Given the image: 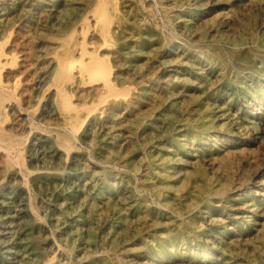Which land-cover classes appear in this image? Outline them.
<instances>
[{"label": "rangeland", "instance_id": "1", "mask_svg": "<svg viewBox=\"0 0 264 264\" xmlns=\"http://www.w3.org/2000/svg\"><path fill=\"white\" fill-rule=\"evenodd\" d=\"M0 45V264H264V0H0Z\"/></svg>", "mask_w": 264, "mask_h": 264}, {"label": "bare ground", "instance_id": "2", "mask_svg": "<svg viewBox=\"0 0 264 264\" xmlns=\"http://www.w3.org/2000/svg\"><path fill=\"white\" fill-rule=\"evenodd\" d=\"M140 2V1H139ZM142 2V1H141ZM142 4V3H141ZM165 4V3H164ZM139 5V4H138ZM143 5V4H142ZM155 5H157V4H155ZM154 5V6H155ZM130 6V5H129ZM105 6H101L99 9H102V10H104L103 8H104ZM98 8V7H97ZM98 9V10H99ZM144 10L146 9V8H143ZM142 9V10H143ZM156 9H158V8H156ZM155 9V10H156ZM160 9V8H159ZM146 11V10H145ZM143 12V11H142ZM158 12H160V10L158 11ZM167 12V11H166ZM5 13V12H4ZM137 13V12H136ZM101 14H102V12H101ZM142 14V13H141ZM164 15V14H163ZM6 16V15H5ZM166 17V16H165ZM172 17V16H171ZM168 18V17H167ZM171 19V18H170ZM163 21V20H162ZM167 21V20H166ZM103 25L101 26V29H100V36H102V39L104 40V43H103V45L105 46V45H111V43H112V41H113V33H112V29H111V25H108L109 23L107 22V20H103ZM10 25V24H9ZM151 25V24H150ZM170 25H172V24H170ZM15 26H17V25H15ZM85 27V26H84ZM168 27V26H167ZM146 28V27H145ZM166 28V27H165ZM12 29H14L13 27H12ZM115 29V28H114ZM149 29V28H148ZM147 29V30H148ZM168 30V29H167ZM19 31H21V30H19ZM14 31L12 30V33H13ZM153 32V31H152ZM96 33V32H95ZM16 34V33H15ZM155 34V33H154ZM158 34V33H157ZM160 34V33H159ZM170 34V33H169ZM18 35V34H17ZM157 36H159V35H157ZM20 37V36H19ZM7 38V37H6ZM13 38V37H12ZM18 38V37H17ZM23 38V37H22ZM10 39V38H9ZM16 40V39H15ZM20 40V39H19ZM117 41V40H116ZM257 41V40H256ZM4 42H6V41H3L2 43H4ZM14 42V41H13ZM19 42V41H18ZM23 42V41H22ZM167 42V41H166ZM247 42V41H246ZM255 42V41H254ZM10 43V42H9ZM100 43V42H99ZM241 43V42H240ZM7 44V43H6ZM15 44H17V43H15ZM19 44H21V43H19ZM77 44V43H76ZM91 44V43H90ZM243 44V43H242ZM247 44V43H246ZM252 44V43H251ZM255 44V43H254ZM7 45H9V44H7ZM22 45V44H21ZM255 45H257V44H255ZM128 46V45H127ZM252 46V45H251ZM254 46V45H253ZM259 46V45H258ZM7 47V46H6ZM18 47V46H17ZM16 47V48H17ZM20 47V46H19ZM66 47V46H65ZM64 47V48H65ZM72 47V46H71ZM78 51L82 54V58L83 57H85V56H88L87 57V61L85 62V61H83L82 62V67H83V69L85 70V71H87L88 72V74L90 75H94V76H99V78L100 79H103V81H105V85L107 86V88H108V90H109V92L111 93V95H117L118 93H116V92H114L113 93V91H112V89H113V82H112V79H111V70L109 69V67H108V65H107V63H106V61L105 60H103V58L102 59H100L96 54H93V53H91L90 52V48L88 49V47L86 46V44L85 43H80V44H78ZM15 48V49H16ZM235 48H237V47H235ZM239 48V47H238ZM3 48H2V46L0 45V52L1 51H3L2 50ZM125 49V48H124ZM130 49V48H129ZM133 49V48H132ZM219 49V48H218ZM223 49V48H222ZM264 49V48H263ZM64 50V49H63ZM62 50V51H63ZM234 50V49H233ZM237 50V49H236ZM254 50V49H253ZM258 50V49H257ZM256 50V51H257ZM263 51V50H262ZM4 52V51H3ZM3 52H2V55H3ZM13 52V51H12ZM22 52V51H21ZM20 52V53H21ZM254 52V51H253ZM259 52V51H258ZM257 52V53H258ZM213 53V52H212ZM224 53V52H223ZM256 53V52H255ZM1 54V53H0ZM4 54H7V53H4ZM14 54H16L15 52H14ZM225 54V53H224ZM223 54V55H224ZM7 55H9V54H7ZM21 55V54H20ZM78 55V54H77ZM116 55V54H115ZM12 56H15V55H12ZM217 56V55H216ZM224 56H226V55H224ZM7 57H9V56H7ZM18 57V56H17ZM17 57L16 58H14V59H17ZM21 57L22 56H20L19 58H20V60H21ZM256 57V56H255ZM229 58V57H228ZM24 59V58H23ZM57 59V58H56ZM19 60V59H18ZM230 60V59H229ZM1 61V60H0ZM15 61V60H14ZM56 61V60H55ZM227 61H228V59H227ZM232 61V60H231ZM25 62V61H24ZM24 62H22V63H24ZM50 62V61H49ZM108 62V61H107ZM15 63V62H14ZM81 64V63H80ZM138 64V63H137ZM10 65V64H9ZM9 65H7V66H9ZM16 65H17V63H16ZM21 65V64H20ZM28 66V65H27ZM75 66H76V63L73 61V62H70V63H66V64H62L61 66H60V68H59V71H58V73H57V79L59 80V82H61V83H64V82H69L70 80H73L74 79V76H73V69L75 68ZM11 67V66H10ZM19 67V66H18ZM213 67V66H212ZM24 68H26V66L24 67ZM132 68V67H131ZM203 68H205V67H203ZM215 68V67H214ZM12 69V68H11ZM14 69H15V66H14ZM21 69V68H20ZM27 69V68H26ZM10 70V69H9ZM216 70V69H215ZM207 71H208V69H207ZM12 72V71H11ZM14 72V71H13ZM19 72V71H18ZM26 72V71H25ZM140 72V71H139ZM6 73V72H5ZM22 73V72H21ZM24 75V74H23ZM9 76H10V74H9ZM12 76V75H11ZM10 76V77H11ZM22 76V75H21ZM25 76V75H24ZM222 76V75H221ZM13 77V76H12ZM16 77V76H15ZM27 77V76H26ZM77 77V76H76ZM19 78V77H18ZM23 78V77H22ZM46 78V77H45ZM132 78V77H131ZM222 78V77H221ZM217 79V78H216ZM134 80H135V78H134ZM28 81H29V79H28ZM33 81V80H32ZM48 81V80H47ZM96 81H97V79H96ZM16 82H17V80H16ZM23 82V81H22ZM25 82V81H24ZM52 83V82H51ZM18 84V83H17ZM54 84V83H53ZM55 86V85H54ZM102 86V85H101ZM25 87V86H24ZM146 87V86H145ZM14 88V87H13ZM43 88V87H42ZM50 88V87H49ZM18 89V88H17ZM134 89V88H133ZM11 90H12V88L9 90V88L3 83V81L0 79V149L1 148H3V150H5V152L7 153V155H8V157H10V155L12 156V154L15 152V151H17V147H16V145H15V142L12 140V139H14V138H11L10 137V135H11V133H9V131H7V122H5V120L7 119V114H6V109H7V107L10 105V106H13V105H15L16 103H14V100H17V95H16V93H13V92H11ZM15 90V89H14ZM13 90V91H14ZM17 91V90H16ZM25 91H26V89H25ZM24 94V93H23ZM63 94H65V93H63ZM75 94V93H74ZM215 94V93H214ZM27 96V95H26ZM30 96V95H29ZM137 97V96H136ZM142 97V96H141ZM205 97V96H204ZM259 98V97H258ZM120 99H123V98H120ZM141 99V98H140ZM25 100V99H24ZM129 100V99H128ZM8 101V103H5V102H7ZM26 101H27V99H26ZM47 101V100H46ZM133 101V100H132ZM138 101H140V100H138ZM143 102V101H142ZM211 102V101H210ZM77 103V102H76ZM208 103V102H207ZM251 104V103H250ZM263 104V103H262ZM18 105V104H17ZM16 105V106H17ZM20 105V104H19ZM77 105V104H76ZM129 105V104H128ZM256 105V104H255ZM22 106V105H21ZM120 106V105H119ZM121 106H122V104H121ZM131 106V105H130ZM251 106V105H250ZM19 107V106H18ZM20 108V107H19ZM41 108V107H40ZM21 109V108H20ZM131 109V108H130ZM14 111V110H13ZM26 111V110H25ZM127 111V110H126ZM133 111H134V108H133ZM136 111V110H135ZM19 112H20V110H19ZM112 112H113V110H112ZM120 112V111H119ZM138 112V111H137ZM23 113V112H22ZM28 113H29V111H28ZM30 113H31V111H30ZM121 113V112H120ZM11 114V113H10ZM93 114H95L96 115V113H93ZM105 114V113H104ZM117 114V113H116ZM125 114V113H124ZM21 115V114H20ZM19 115V116H20ZM34 115V114H33ZM106 115V114H105ZM115 115V114H114ZM120 115V114H119ZM134 115H136V113L134 114ZM10 117V116H9ZM22 117V116H21ZM129 117V116H128ZM132 117V116H131ZM155 117H156V115H155ZM34 118V117H33ZM37 118V117H36ZM59 118V117H58ZM108 118V117H107ZM80 119V115L79 114H77V115H75L73 118H71V122H72V125L74 126V127H76L77 126V122H78V120ZM110 119H111V117H110ZM115 119H117V118H115ZM21 120V119H20ZM108 120V119H107ZM106 120V121H107ZM161 120V119H160ZM48 121H49V119H48ZM54 121H56V120H54ZM53 121V122H54ZM59 121V120H58ZM87 121H89V120H87ZM33 122H35V121H33ZM62 122V121H61ZM20 123H22V122H20ZM87 123V122H86ZM117 123V122H116ZM148 123V122H147ZM153 123V122H152ZM162 123V122H161ZM30 124H31V122H30ZM34 124V123H33ZM36 124V123H35ZM41 124H42V122H41ZM57 124V123H56ZM28 125V124H27ZM53 125V124H52ZM52 125H50V128H51V126ZM58 125H60V124H58ZM96 125V124H95ZM10 126V125H9ZM25 126V125H24ZM35 126V125H34ZM37 126V125H36ZM49 126V125H48ZM119 126V125H118ZM118 126L116 127V128H118ZM144 126V125H143ZM147 126V125H146ZM29 127H30V125H29ZM31 127H32V125H31ZM63 127H65V126H63ZM140 127V126H139ZM169 127V126H168ZM115 128V127H114ZM122 128H124V127H122ZM129 128H131V127H129ZM136 128V127H135ZM144 128V127H143ZM42 129H44L45 130V128H42ZM76 129V128H75ZM90 129V128H89ZM105 129V128H104ZM119 129V128H118ZM142 129V128H141ZM162 129V128H161ZM13 130V129H12ZM11 130V131H12ZM24 130V129H23ZM28 130V129H27ZM50 130V129H49ZM49 130H48V132H49ZM53 130V129H52ZM63 130V129H62ZM67 130V129H66ZM103 130V129H102ZM102 130H101V132H102ZM167 130V129H166ZM165 130V131H166ZM34 131V130H33ZM71 131V130H70ZM116 131V130H115ZM132 131V130H131ZM162 131V130H161ZM32 131L30 130V133H31ZM55 132V131H54ZM62 132V131H61ZM78 132V131H77ZM119 132V131H118ZM129 132V131H128ZM155 132V131H154ZM13 133H14V131H13ZM33 133V132H32ZM42 133H43V131H42ZM52 133V132H51ZM65 133V132H64ZM87 133V132H86ZM130 133V132H129ZM128 133V134H129ZM139 133V132H138ZM10 134V135H9ZM21 134V133H20ZM59 134V133H58ZM63 134V133H62ZM61 134V135H62ZM120 134V133H119ZM131 134H132V132H131ZM27 135V134H26ZM49 135V134H48ZM60 135V134H59ZM59 135H57V136H59ZM60 135V136H61ZM28 136H30V135H28ZM50 137H51V135H50ZM72 137H75L76 138V136L74 135V133H73V135L71 134H65V135H63V136H61V138H64V140H67V141H70V139L72 138ZM145 137V136H144ZM18 138V137H17ZM25 138V137H24ZM30 138V137H29ZM55 138V137H54ZM120 138V137H119ZM138 138V137H137ZM21 139V138H20ZM58 139V138H57ZM121 139V138H120ZM25 140V139H24ZM27 140H28V138H27ZM75 140H77V138L75 139ZM39 141V140H38ZM43 141V140H42ZM78 141V140H77ZM81 141V140H80ZM25 142V141H24ZM130 142H132V141H130ZM147 142V141H146ZM145 142V143H146ZM28 143V142H27ZM141 143V142H140ZM53 144V143H52ZM57 144V143H56ZM75 144V143H74ZM74 144H71V143H67V144H64L65 145V147L66 148H68V149H70V148H72V145H74ZM82 144V143H81ZM112 144V143H111ZM155 144V143H154ZM175 144V143H174ZM205 144V143H204ZM22 145H24V144H22ZM58 145V144H57ZM75 145H77V144H75ZM142 145V144H141ZM208 145V144H207ZM39 146H40V144H39ZM146 146V145H145ZM225 146V145H224ZM229 146V145H228ZM27 147H28V145H27ZM76 147V146H75ZM112 147V146H111ZM129 147V146H128ZM127 147V148H128ZM148 147V146H147ZM26 148V147H25ZM24 148V149H25ZM37 148V147H36ZM52 148V147H51ZM60 149V148H59ZM119 149V148H118ZM23 150V149H22ZM27 150V149H26ZM33 150H35V149H33ZM151 150V149H150ZM115 151H117V150H115ZM120 151H121V149H120ZM119 151V152H120ZM168 151V150H167ZM207 151V150H206ZM49 152V151H48ZM59 152V151H58ZM118 152V151H117ZM116 152V153H117ZM148 152V151H147ZM169 152V151H168ZM199 152V151H198ZM16 153V152H15ZM28 153V152H27ZM53 153V152H52ZM146 153V152H145ZM150 153H151V151H150ZM170 153V152H169ZM208 153V152H207ZM48 154V153H47ZM55 154V153H54ZM148 154V153H147ZM172 154V153H171ZM3 155H5V154H3ZM18 155V154H17ZM25 155V154H24ZM165 155H166V153H165ZM177 155V154H176ZM211 155V154H210ZM64 156V155H63ZM119 156V155H118ZM118 156H117V158H118ZM133 156V155H132ZM144 156V155H143ZM148 156V155H147ZM156 156V155H155ZM207 156V155H206ZM2 157H4V156H2ZM5 157H7V156H5ZM65 157V156H64ZM131 157V156H130ZM12 158V157H11ZM19 158V157H18ZM17 158V159H18ZM51 158V157H50ZM52 158H53V156H52ZM63 158V157H62ZM125 158V157H124ZM141 158V157H140ZM164 158V157H163ZM207 158V157H206ZM14 159H16V158H14ZM17 159H16V161H17ZM35 159V158H34ZM44 159V158H43ZM91 159V158H90ZM94 159V158H93ZM115 159V158H114ZM128 159V158H127ZM147 159H149V158H147ZM173 159H174V157H173ZM203 159V158H202ZM2 160V159H1ZM55 160V159H54ZM81 160V159H80ZM13 161V160H12ZM19 161V160H18ZM41 161V160H40ZM59 161V160H58ZM62 161V160H61ZM112 161V160H111ZM119 161V160H118ZM124 161H125V159H124ZM130 161V160H129ZM139 161V160H138ZM154 161V160H153ZM7 162H9V161H7ZM22 162V161H21ZM42 162H44V161H42ZM144 162V161H143ZM146 162V161H145ZM157 162V161H156ZM158 162H159V159H158ZM207 162V161H206ZM37 163V162H36ZM62 163V162H61ZM65 163V162H64ZM110 163V162H109ZM24 164V163H23ZM101 164V163H100ZM138 164V163H137ZM197 164V163H196ZM15 165V164H14ZM107 165V164H106ZM112 165V164H111ZM110 165V166H111ZM114 165V164H113ZM112 165V166H113ZM156 165V164H155ZM11 166V165H10ZM26 166V165H25ZM129 166V165H128ZM171 166H174V165H171ZM104 167V166H103ZM117 167V166H116ZM176 167H178V166H176ZM14 168V167H13ZM48 168V167H47ZM63 168H64V166H63ZM130 168V167H129ZM132 168V167H131ZM141 168V167H140ZM12 169V168H11ZM21 169V168H20ZM45 169H46V167H45ZM57 169V168H56ZM62 169V168H61ZM114 169V168H113ZM122 169H123V167H122ZM127 169V168H126ZM176 169V168H175ZM178 169V168H177ZM13 170V169H12ZM18 170V169H17ZM22 170V169H21ZM20 170V171H21ZM66 170V169H65ZM107 170H110V169H107ZM194 170V169H193ZM7 171H9V170H7ZM11 171V170H10ZM28 171V170H27ZM40 171V170H39ZM54 171V170H53ZM52 171V172H53ZM57 170H55V172H56ZM157 171V170H156ZM164 171V170H163ZM29 172V171H28ZM27 172V173H28ZM107 172V171H106ZM138 172V171H137ZM141 172V171H140ZM108 173V172H107ZM159 173V172H158ZM186 173V172H185ZM10 174V173H9ZM25 174V173H24ZM67 174V173H66ZM111 174V173H110ZM137 174V173H136ZM139 174V173H138ZM142 174V173H141ZM155 174V173H154ZM6 175H7V173H6ZM20 175V174H19ZM64 175V174H63ZM7 176H9V175H7ZM25 176V175H24ZM124 176H126V175H124ZM185 176V175H184ZM117 177V176H116ZM127 177V176H126ZM151 177V176H150ZM181 177V176H180ZM121 178V177H120ZM132 178V177H131ZM144 178V177H143ZM153 178H155V177H153ZM156 178H158V177H156ZM207 179V178H206ZM24 180V179H23ZM28 180H30V179H28ZM121 180V179H120ZM133 180V179H132ZM138 180V179H137ZM143 180H145V179H143ZM22 181V180H21ZM114 181V180H113ZM156 181V180H155ZM158 181V180H157ZM161 182V181H160ZM159 182V183H160ZM28 183H30V182H28ZM65 183V182H64ZM137 183V182H136ZM156 183V182H155ZM162 183V182H161ZM163 184V183H162ZM135 185V184H134ZM140 185V184H139ZM147 185H149V184H147ZM11 186V185H10ZM18 187V186H17ZM66 187V186H65ZM116 187V186H115ZM146 187V186H145ZM141 188V186H139L138 187V189H140ZM151 188V187H150ZM149 189V188H148ZM259 190V189H258ZM150 192V191H149ZM264 192V191H263ZM54 193V192H53ZM134 193V192H133ZM255 193H256V191H255ZM56 194V193H55ZM141 194V193H140ZM121 195V194H120ZM130 195V194H129ZM138 195V194H137ZM244 195H246V194H244ZM191 196H192V194H191ZM12 197V196H11ZM121 197V196H120ZM134 197V196H133ZM153 197V196H152ZM261 197V196H260ZM112 198V197H111ZM123 198V197H122ZM131 198V197H130ZM149 198V197H148ZM155 198V197H154ZM153 198V199H154ZM171 198V197H170ZM33 199V198H32ZM152 199V200H153ZM190 199V198H189ZM12 200V199H11ZM126 200V199H125ZM131 200V199H130ZM140 200V199H139ZM147 200V199H146ZM150 200V199H149ZM175 200V199H174ZM245 200V199H244ZM120 201V200H119ZM132 201V200H131ZM163 201V200H162ZM177 201V200H176ZM246 201V200H245ZM32 202V201H31ZM128 202V201H127ZM126 202V203H127ZM138 202V201H137ZM156 202H158V201H156ZM248 202V201H247ZM11 203V202H10ZM121 203V202H120ZM139 203V202H138ZM178 203V202H177ZM239 203V202H238ZM256 203V202H255ZM130 204V203H129ZM134 204V203H133ZM145 204H147V203H145ZM144 205V204H143ZM244 205V204H243ZM124 206V205H123ZM160 206H161V204H160ZM240 206V205H239ZM254 206V205H253ZM256 206V205H255ZM125 207V206H124ZM136 207V206H135ZM138 207V206H137ZM190 207V206H189ZM32 208V207H31ZM34 208V207H33ZM32 208V210H34ZM223 208V207H222ZM226 208V207H225ZM261 208V207H260ZM138 209V208H137ZM169 209V208H168ZM246 210V209H245ZM146 211V210H145ZM148 211V210H147ZM164 211V210H163ZM263 211V210H262ZM150 212V211H149ZM156 212V211H155ZM194 212V211H193ZM252 212V211H251ZM258 212V211H257ZM128 213V212H127ZM159 213V212H158ZM117 214V213H116ZM135 214V213H134ZM195 214V213H194ZM119 215V214H118ZM128 215V214H127ZM165 215V214H164ZM183 215H184V213H183ZM192 215V214H191ZM254 215V214H253ZM2 216V215H1ZM151 216V215H150ZM153 216H154V214H153ZM166 216V215H165ZM185 216V215H184ZM187 216V215H186ZM196 216V215H195ZM157 217V216H156ZM176 217V216H175ZM183 217V216H182ZM158 218V217H157ZM163 218H164V216H163ZM186 218V217H185ZM248 218V217H247ZM255 219V218H254ZM171 220V219H170ZM113 221V220H112ZM125 221V220H124ZM136 221V220H135ZM207 221V220H206ZM205 221V222H206ZM247 221V220H246ZM261 221V220H260ZM145 222V221H144ZM143 222V223H144ZM203 222V221H202ZM241 222V221H240ZM259 222V221H258ZM113 223V222H112ZM189 223V222H188ZM187 223V224H188ZM254 223V222H253ZM260 223V222H259ZM262 223V222H261ZM136 224V223H135ZM142 224V223H141ZM180 224V223H179ZM242 224V223H241ZM117 226V225H116ZM170 226V225H169ZM263 226V225H262ZM127 227V226H126ZM250 227V226H249ZM166 228V227H165ZM171 228H172V226H171ZM116 229V228H115ZM125 229V228H124ZM160 229H162V228H160ZM174 229V228H173ZM188 229V228H187ZM190 229V228H189ZM188 229V230H189ZM185 230H186V228H185ZM147 231V230H146ZM150 231V230H149ZM157 231V230H156ZM159 231V230H158ZM180 231V230H179ZM140 232V231H139ZM173 232V231H172ZM181 232H183V231H181ZM147 233V232H146ZM149 233V232H148ZM151 233V232H150ZM168 233V232H167ZM170 233V232H169ZM111 234V233H110ZM141 234V233H140ZM182 234V233H181ZM180 234V235H181ZM138 235V234H137ZM202 235V234H201ZM222 235V234H221ZM173 236V235H172ZM118 237V236H117ZM126 237V236H125ZM124 237V238H125ZM228 237V236H227ZM239 237V236H238ZM255 237V236H254ZM115 238V237H114ZM146 238H148V237H146ZM175 238H177V237H175ZM194 238V237H193ZM236 238V237H235ZM244 238V237H243ZM242 238V239H243ZM112 239V238H111ZM139 239V238H138ZM141 239V238H140ZM186 239V238H185ZM218 239V238H217ZM237 239V238H236ZM187 240V239H186ZM205 240V239H204ZM116 241V240H115ZM135 241V240H134ZM142 241H144V240H141V242ZM199 241V240H198ZM121 242H123V240L121 241ZM120 242V243H121ZM133 242V241H132ZM186 242V241H185ZM215 242V241H214ZM230 242V241H229ZM114 243V242H113ZM140 243V242H139ZM145 243V242H144ZM189 243V242H188ZM208 243V242H207ZM230 244V243H229ZM145 245V244H144ZM167 245V244H166ZM210 245H212V244H210ZM121 246V245H120ZM126 246V245H125ZM130 246H131V244H130ZM135 246V245H134ZM159 246V245H158ZM168 246V245H167ZM219 246V245H218ZM225 246V245H224ZM118 247V246H117ZM123 247V246H122ZM127 247V246H126ZM141 247V246H140ZM213 247V246H212ZM222 247V246H221ZM231 247V246H230ZM125 248V247H124ZM168 248V247H167ZM126 249V248H125ZM151 249V248H150ZM160 249V248H159ZM166 249V248H165ZM178 249V248H177ZM122 250V249H121ZM143 250V249H142ZM168 250V249H167ZM180 250V249H179ZM211 250V249H210ZM228 250V249H227ZM231 250V249H230ZM129 251V250H128ZM152 251V250H151ZM156 251V250H155ZM147 252V251H146ZM170 252V251H169ZM178 252V251H177ZM209 252V251H208ZM149 253V252H148ZM156 253V252H155ZM216 253V252H215ZM117 255V254H116ZM142 255V254H141ZM158 255V254H157ZM136 256V255H135ZM138 257V256H137ZM190 257V256H189ZM210 257V256H209ZM51 258V257H50ZM128 258V257H127ZM132 258V257H131ZM133 258H135V257H133ZM116 259V258H115ZM146 259V258H145ZM190 259V258H189ZM136 260V259H135ZM195 260V259H194ZM187 261V260H186ZM135 262V261H134ZM142 262V261H141ZM193 263V262H192ZM191 263V264H192ZM132 264H133V262H132ZM137 264V263H136ZM146 264V263H145ZM154 264V263H153ZM190 264V263H189Z\"/></svg>", "mask_w": 264, "mask_h": 264}]
</instances>
